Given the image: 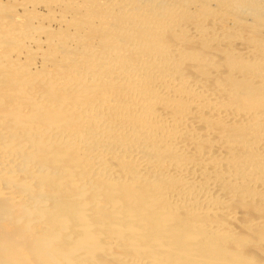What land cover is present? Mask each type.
I'll use <instances>...</instances> for the list:
<instances>
[{
  "label": "bare ground",
  "instance_id": "bare-ground-1",
  "mask_svg": "<svg viewBox=\"0 0 264 264\" xmlns=\"http://www.w3.org/2000/svg\"><path fill=\"white\" fill-rule=\"evenodd\" d=\"M0 68V264H264V0H0Z\"/></svg>",
  "mask_w": 264,
  "mask_h": 264
},
{
  "label": "rangeland",
  "instance_id": "rangeland-1",
  "mask_svg": "<svg viewBox=\"0 0 264 264\" xmlns=\"http://www.w3.org/2000/svg\"><path fill=\"white\" fill-rule=\"evenodd\" d=\"M2 3H5V2H2ZM20 18V17H19ZM18 17H17V19H19ZM21 19V18H20ZM1 69V68H0ZM4 226V228H5V230L3 229V228H1L2 229V231L3 232H6L7 233V230H8V226H6L5 227V225H3ZM9 227H11V226H9ZM7 228V229H6ZM12 228V227H11ZM11 228H9V229H11ZM10 232V231H9ZM4 238V237H3ZM236 239H238V240H232V242H237V241H244V240H247L248 238H246V239H244V238H236ZM244 239V240H243ZM250 239H252V240H257V241H260V239L259 238H249L248 240H250ZM260 242H263V245H264V238H261V241ZM260 244V243H259ZM258 253V252H257ZM260 257V256H259ZM261 258V257H260Z\"/></svg>",
  "mask_w": 264,
  "mask_h": 264
}]
</instances>
